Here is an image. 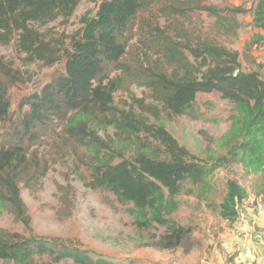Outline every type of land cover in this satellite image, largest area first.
Here are the masks:
<instances>
[{
    "label": "trees",
    "instance_id": "1",
    "mask_svg": "<svg viewBox=\"0 0 264 264\" xmlns=\"http://www.w3.org/2000/svg\"><path fill=\"white\" fill-rule=\"evenodd\" d=\"M80 1L0 0V43L16 39L17 49L26 54L27 60L54 62L56 45L43 38L37 25L69 18ZM196 11L207 13L213 22L205 25L194 20L191 14ZM243 12L239 6L221 7L208 0H103L94 17L84 18L82 35L67 53L64 73L23 102L30 110L24 114L21 126L15 128L19 142L0 146V198L23 218L26 210L20 181L29 161L25 140H34L36 130L47 119L69 110L87 119L110 112L115 115L114 92L130 82L135 73L145 78L156 99H161L174 115L190 114L195 110L197 94L216 91L230 100L246 120L248 138L234 143L225 156L205 163L163 125L143 122L135 126L129 115L120 116L118 127L127 126L141 148L133 158L100 163L90 184L113 193L121 203H132L140 227H165L167 236L157 246H181L189 228L177 223L173 215L180 206L178 196L187 185L204 184L215 169L232 162L264 165V79L260 70H243L238 51L220 40L221 35L236 37V15ZM142 14H146V24L135 34L144 36L155 50L147 48L132 66L128 57L137 43L129 42V33ZM253 25L264 30V0L255 3ZM110 70L120 72L105 83ZM15 75L13 67L0 56L1 120L10 115L8 89ZM70 130L94 147H105V140L87 122ZM139 131L146 135L145 141ZM246 198V188L229 180L220 204L221 217L235 222ZM36 256H48L56 263L70 259L76 264H113L105 258H93L80 247L42 237L8 241L0 232V259L29 264Z\"/></svg>",
    "mask_w": 264,
    "mask_h": 264
},
{
    "label": "rangeland",
    "instance_id": "2",
    "mask_svg": "<svg viewBox=\"0 0 264 264\" xmlns=\"http://www.w3.org/2000/svg\"><path fill=\"white\" fill-rule=\"evenodd\" d=\"M103 0H81L72 16L56 18L37 25L43 38L56 45L54 62L26 59L19 52L17 40L0 43V56L13 67L15 77L9 84L10 115L0 119V146L17 144L15 132L21 126L30 107L23 102L39 94L43 87L64 73L67 53L84 28V18L94 17ZM258 0H208L221 7L239 6L245 10L237 14L239 28L236 37H222L228 47L238 51L245 71L260 70L264 79V36L253 25L255 3ZM194 20L208 25L214 18L207 13L194 12ZM146 14L140 15L133 26L130 43H137L131 51L132 66L141 53L153 47L143 36L135 34L146 24ZM138 37L142 39L139 40ZM120 71L110 70L104 82L116 78ZM113 111L98 119H87L76 111L47 119L36 130L34 140L26 139L28 163L21 176L20 189L26 215L20 218L8 201L0 198V232L6 240L42 237L91 253L93 258H105L113 264H185L188 256L206 249L220 232L232 228L234 222L220 215L229 180H236L246 188L245 206L264 205V165L236 161L215 169L199 186L187 185L178 196L180 206L174 220L189 228L181 246L166 249L157 243L166 237L165 227L153 224L140 227L132 203H121L104 188L91 187L96 167L103 161L118 162L122 157L133 158L141 148L138 138L127 126L118 127V118L129 115L135 126L144 123L163 125L191 154L210 164L225 156L231 146L248 138L243 114L219 92L197 94L194 111L174 115L161 99H156L145 78L139 73L114 92ZM87 122L105 140V147L88 144L87 139L74 135L70 128ZM135 131V130H134ZM145 141L146 135L139 131ZM218 240V239H217ZM29 264H76L70 259L53 262L48 256H36ZM0 264H24L0 259Z\"/></svg>",
    "mask_w": 264,
    "mask_h": 264
},
{
    "label": "crops",
    "instance_id": "3",
    "mask_svg": "<svg viewBox=\"0 0 264 264\" xmlns=\"http://www.w3.org/2000/svg\"><path fill=\"white\" fill-rule=\"evenodd\" d=\"M263 242L264 205L245 206L232 228L220 232L205 250L194 251L185 264H263Z\"/></svg>",
    "mask_w": 264,
    "mask_h": 264
},
{
    "label": "built area",
    "instance_id": "4",
    "mask_svg": "<svg viewBox=\"0 0 264 264\" xmlns=\"http://www.w3.org/2000/svg\"><path fill=\"white\" fill-rule=\"evenodd\" d=\"M262 251H263V264H264V242L262 243Z\"/></svg>",
    "mask_w": 264,
    "mask_h": 264
}]
</instances>
